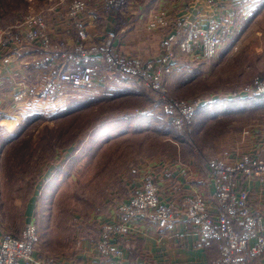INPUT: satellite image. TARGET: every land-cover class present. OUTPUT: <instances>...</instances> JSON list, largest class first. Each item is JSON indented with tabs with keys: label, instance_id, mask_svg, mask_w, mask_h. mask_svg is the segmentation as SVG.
<instances>
[{
	"label": "rangeland",
	"instance_id": "374dc122",
	"mask_svg": "<svg viewBox=\"0 0 264 264\" xmlns=\"http://www.w3.org/2000/svg\"><path fill=\"white\" fill-rule=\"evenodd\" d=\"M75 1L0 0V24L16 23L25 14L44 11L47 6L54 8L55 16L61 22V16L69 17ZM77 1L85 4L81 18L87 22L89 35L86 42L97 44L112 29L104 32L101 39L95 40L89 32L90 25L98 24V15L90 7L92 1ZM133 2L131 0L129 8L119 17L112 14L117 20L116 44L119 49L125 30L121 31L118 25L121 23L122 27H133V21L141 15V10L136 6L133 8ZM101 4L105 8L103 2ZM165 10L169 17L189 16L173 15L167 8ZM93 13L97 21L90 22ZM43 14H46L45 11ZM193 15L188 20L197 24ZM250 24L252 26L248 32L242 35V45L230 55L229 62L235 64L231 69H222L223 65L213 66V58L191 60L179 55L177 65L181 66L173 69L171 81L167 84L169 95L204 101L202 108L193 117V130H181L185 134L180 132L187 137L186 141H179L185 137H181L173 123L171 125L173 118L164 110L161 98L151 89L136 85V81L129 76L119 75L121 81L131 82L135 91L123 88L117 93L120 90L114 89L113 95H109L110 92L106 95L111 98L119 94L113 102H110L109 97H99L97 86L94 89L70 87L64 96L40 102L35 109L28 110L15 104L13 114L3 116V123L0 117V232L7 231L18 236L27 222L33 219L41 232L39 252L66 262L88 264L89 254L86 256L85 252L93 246L98 252L101 227L98 218L102 219L100 214L108 204L118 207L123 199L127 200L131 195L138 180V175L133 171L136 163L144 159V163L157 169L158 163L164 160L163 156L171 157L173 154L175 160L179 152L189 162L193 159V143H198V150L206 161L208 159V164L209 160L219 156L226 148L230 132L249 125L255 119L254 113L240 115L242 110L215 115L217 104L211 101L217 95L224 96L221 94L242 95V90L252 85L257 78L264 80V72H259L255 67L259 58L264 56V15L256 19L254 13L248 19H239L231 38L229 34L218 56L231 44L233 37L240 33L239 30L243 31ZM145 29L146 32L159 31L164 35L161 30ZM76 32L74 27L70 28L68 33L71 41L67 38H60V41L73 45ZM256 43L262 48L261 53H256ZM124 53L135 55L130 51ZM253 53L256 54L253 56ZM40 58L42 56L37 55L28 65L32 68ZM244 59H247L249 67L241 71L243 68L238 62ZM19 69L13 67L10 70L13 72ZM22 78L23 70L21 77L15 79L23 87ZM137 108L150 109L152 112L160 110V113L164 111L165 114L153 112V120L145 118L149 126H152L151 129L143 130L139 121L129 116ZM2 114L5 115L0 112ZM11 120L17 122L14 128L9 129L4 124L9 126ZM168 127H172L175 133H167ZM128 131V137L121 136ZM173 137L179 140L175 142ZM94 257L96 260L91 262L98 264V255L94 254Z\"/></svg>",
	"mask_w": 264,
	"mask_h": 264
},
{
	"label": "built area",
	"instance_id": "2783aa9c",
	"mask_svg": "<svg viewBox=\"0 0 264 264\" xmlns=\"http://www.w3.org/2000/svg\"><path fill=\"white\" fill-rule=\"evenodd\" d=\"M208 1L216 3V0ZM102 2L116 18L131 4V0ZM84 8L85 4L76 0L69 17L61 16V22L69 25L67 34L72 27L77 31L73 45L63 43L52 35L44 11L29 12L16 23L0 24V66L11 52H37L43 58L31 68L33 72H38L36 81L28 83L22 78L23 87L15 80L21 77L22 70H8L15 84L12 103L28 110L35 109L40 102L64 96L70 87L94 89L100 83L104 84L111 75L129 76L161 98L164 110L173 118L178 130L191 132L193 117L204 101L169 95L168 79L177 66L179 55L191 59L218 56L223 45V27L215 20L202 25L188 20L189 16L169 17L164 7H153L147 14L145 27L161 30L164 35L158 55L144 58L124 53L118 48L115 16V26L107 36L97 44H87V22L81 18ZM89 21H97V16L91 14ZM261 92H264V80L257 78L241 93ZM146 111L148 109L137 108L135 113ZM253 128H246L244 133H250ZM209 167L215 187L213 198L194 191L183 199L182 212L162 198L154 174H146L142 185L118 205L121 218L101 223L99 255L117 260L124 257L120 240L130 233L132 219L145 217L166 230L174 228L183 217L199 239L219 242V253L210 264H252L256 256L264 254V217L251 202L250 186L242 183L241 179L256 178L264 182V154L261 149L236 151L231 160L221 156L212 158ZM40 238V229L33 219L27 222L18 236L7 231L0 232V264H68L61 258L48 257L39 252Z\"/></svg>",
	"mask_w": 264,
	"mask_h": 264
},
{
	"label": "crops",
	"instance_id": "0c3cea01",
	"mask_svg": "<svg viewBox=\"0 0 264 264\" xmlns=\"http://www.w3.org/2000/svg\"><path fill=\"white\" fill-rule=\"evenodd\" d=\"M89 2L90 7L92 6L91 9H94L99 17L98 24L89 26V32L95 40H99L104 36V32L115 26L114 16L110 11L103 8L101 4L102 0H89ZM91 3L93 5H91ZM133 3V8L136 6L137 9L141 10V15L137 20L133 21V27H125L126 25H123L124 27H122L121 23L118 25L121 31L125 30L124 34H122V42H120L119 47L124 52L130 51L135 55L138 54L145 58H151V56L155 57L158 55L160 51V40L163 35L162 32L159 31L146 32L145 19L149 10L153 7L167 8L173 15L188 14L190 16L191 14H194V21H197L198 24L202 25L208 24L209 20L217 21L224 29L223 43L228 39L229 34V38H231L232 31H234L239 19H248L254 15V13H256V19L261 15H264V0H216V3L214 4H210L208 0H134ZM236 6L240 7L236 8ZM191 8L193 9L192 12H190ZM44 11L52 35L56 38H67L71 41V35L66 33L69 25L60 22L58 16H55L54 8L47 6ZM244 15L246 17L242 18ZM252 24L246 27L243 31L239 30L240 33L236 35V37H233L231 44L227 45L223 54L211 59L213 66L221 67V65H223L222 69H231V67L235 65L233 62H229L230 55L242 45V35H245V33L248 32ZM139 25H141V27H139ZM255 46V48H258L256 53H261L260 51H262V48L259 47L257 43ZM256 53H253V56ZM37 55V52H27L22 54L11 52L4 58L5 62L0 67V112L5 113V115H0L2 119L4 118L3 116L12 115V110L15 107L11 101L13 93L12 89L15 87V84L9 76L8 70L13 67L20 68L25 72L23 78L26 82H35V75L38 72L37 70L33 72L31 70V65L29 66L28 64H30L29 62L34 60ZM238 63H240L239 65H242L240 66L243 68L241 71H244L249 67L247 66V59ZM178 65L177 67L181 66V64ZM255 67L258 68L257 70L259 72H264V56L259 58ZM26 72H28L27 75ZM120 78L119 75H111L107 78V81L104 82V84L100 83L98 86L99 97L110 98V96L106 95L108 92H110L109 95H113L115 92L113 91L114 89L120 90L117 93L121 92L123 88H126L127 91H135L131 82L121 81ZM171 78L172 76L169 77L168 83L171 81ZM135 81L136 85L141 87L139 82L137 80ZM108 87H112V89H109ZM126 94L128 93H125V95ZM118 95L106 99L113 102L117 100ZM221 95L224 96L220 97L217 95L211 99V101H216L223 97L226 98L224 103L218 104L216 111H214L215 115L226 114V111L234 113L237 110H242L243 112L240 113V115L254 113L253 119H255L249 125L246 124L241 129H234V131L230 132L226 148L223 149L219 156L227 157L231 160L236 151L248 152L260 149L264 154V104L250 105L238 102L230 105V103H232L231 100L244 98L250 94L235 96L227 93ZM3 104L6 105L2 107ZM148 118L153 120L151 117ZM138 121L139 125H142L141 129H151L152 126H149V122H146V119ZM3 122L4 119L2 120V123ZM16 122L17 121L11 120L9 126L7 124L4 125L7 128L12 129L15 127ZM131 126H133V124H131ZM173 126H175L174 123ZM250 126H253L254 130L252 129L248 134L244 133V130ZM129 131L132 132V130ZM129 131L123 132L121 136L128 137V134L130 133ZM110 132L116 133L115 130H110ZM173 139H176L175 142L179 140L177 137H173ZM179 141L186 140L181 138ZM198 147V143H193V146L191 147V149H193L192 152H194L191 156L193 159L189 162L182 158V152L176 154L177 158L175 160L172 157L173 154L171 157L163 156L164 160L158 163L157 169L150 167L151 165H149V163H144V159L139 161L140 163H136L133 167V171L138 175L135 188L141 186L145 175L152 172L155 175L156 183L158 184L162 198L180 212H182L184 208L182 204L183 199L194 191H199L210 199L213 198L215 187L208 159L206 161L205 157L202 156V153L198 150ZM137 178L135 177V180ZM241 182L250 186L252 203L262 212V214H264V182H261L256 178L248 179L246 177L242 178ZM122 199L123 198H121V200ZM106 207L107 208L100 214L102 219L98 218L99 223L109 220H119L121 218L117 205L108 204ZM130 224V233L120 240L124 247L123 258L118 260L105 258L100 256L99 253L96 252V248L93 246L92 249H89L87 253L85 252L84 254L86 256L89 254L87 259L89 260L88 264H94V262H91L96 260L94 254L98 255V264H210L219 253V242L217 240L204 241L199 239L191 224L183 217L177 221L174 228L166 230L160 229L155 222H152L145 217L132 219ZM71 263L72 261L68 262V264ZM253 264H264V255L254 259Z\"/></svg>",
	"mask_w": 264,
	"mask_h": 264
},
{
	"label": "trees",
	"instance_id": "16d2710c",
	"mask_svg": "<svg viewBox=\"0 0 264 264\" xmlns=\"http://www.w3.org/2000/svg\"><path fill=\"white\" fill-rule=\"evenodd\" d=\"M243 95V94H242ZM241 95V96H242ZM238 96H240V95H238ZM225 100H226V98L225 97H223V98H221V99H218V100H216V104H217V106H218V104L219 103H224L225 102ZM232 101V103H230V105H233V104H236V103H238V102H241V103H244V104H250V105H262V104H264V92H261V93H254V94H250V95H248L247 97H244V98H238V99H234V100H231ZM151 108H153L154 109V107H151ZM202 108V106H200L198 109H197V111L199 110V109H201ZM151 110L149 109L148 111H146V112H144V113H141V114H137V113H132L131 115H129V116H133V119H137V120H141V121H143V120H145V118H148V117H151V118H154L155 117V114L153 113V112H155V113H160V110H158V112H157V110H154L153 112L151 111ZM197 113V112H196ZM156 114V115H157ZM160 114H165L164 113V111H163V113H160ZM195 116V115H194ZM171 121H172V119H171ZM193 121H194V119H193ZM194 124V123H193ZM192 124V125H193ZM171 125H172V122H171ZM194 126V125H193ZM175 127V126H174ZM179 133L181 132V130H178L177 128H175ZM166 132L167 133H169V134H173V133H175V130L172 128V127H168V130H166ZM182 134H185V133H183V132H181ZM180 133V134H181ZM181 134V137H185V136H183ZM184 140H186L187 139V137H185V138H183ZM259 256H257L255 259H257ZM254 261V260H253ZM253 264V263H252Z\"/></svg>",
	"mask_w": 264,
	"mask_h": 264
}]
</instances>
